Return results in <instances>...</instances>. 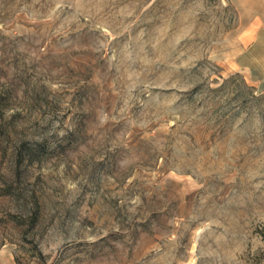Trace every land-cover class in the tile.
I'll return each mask as SVG.
<instances>
[{
  "label": "rangeland",
  "instance_id": "rangeland-1",
  "mask_svg": "<svg viewBox=\"0 0 264 264\" xmlns=\"http://www.w3.org/2000/svg\"><path fill=\"white\" fill-rule=\"evenodd\" d=\"M261 8L0 0V264H264Z\"/></svg>",
  "mask_w": 264,
  "mask_h": 264
},
{
  "label": "crops",
  "instance_id": "crops-1",
  "mask_svg": "<svg viewBox=\"0 0 264 264\" xmlns=\"http://www.w3.org/2000/svg\"><path fill=\"white\" fill-rule=\"evenodd\" d=\"M256 16L254 27L247 26L245 30V42L249 41V48L239 56L241 66L247 69L264 68V9L261 8Z\"/></svg>",
  "mask_w": 264,
  "mask_h": 264
},
{
  "label": "trees",
  "instance_id": "trees-1",
  "mask_svg": "<svg viewBox=\"0 0 264 264\" xmlns=\"http://www.w3.org/2000/svg\"><path fill=\"white\" fill-rule=\"evenodd\" d=\"M262 237L264 239V231L262 232ZM259 254L261 255V259H263L262 261L264 262V248L259 251Z\"/></svg>",
  "mask_w": 264,
  "mask_h": 264
}]
</instances>
